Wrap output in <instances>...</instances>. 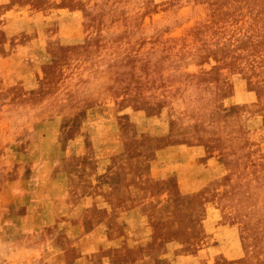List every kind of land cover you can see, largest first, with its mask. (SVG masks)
<instances>
[{"label":"rangeland","instance_id":"374dc122","mask_svg":"<svg viewBox=\"0 0 264 264\" xmlns=\"http://www.w3.org/2000/svg\"><path fill=\"white\" fill-rule=\"evenodd\" d=\"M0 264H264V0H0Z\"/></svg>","mask_w":264,"mask_h":264}]
</instances>
